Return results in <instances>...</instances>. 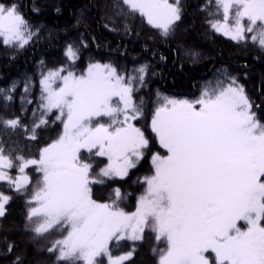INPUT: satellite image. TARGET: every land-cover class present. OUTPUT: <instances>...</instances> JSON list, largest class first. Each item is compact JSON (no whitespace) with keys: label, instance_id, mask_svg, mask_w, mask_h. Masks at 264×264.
Returning <instances> with one entry per match:
<instances>
[{"label":"snow or ice","instance_id":"obj_1","mask_svg":"<svg viewBox=\"0 0 264 264\" xmlns=\"http://www.w3.org/2000/svg\"><path fill=\"white\" fill-rule=\"evenodd\" d=\"M122 3L128 14L138 13L164 36L180 19L179 0ZM217 7L223 21H210L216 32L235 41L252 34V41L264 47V0H217ZM34 35L16 4L0 3L5 45L23 48ZM65 56L68 66L42 74L43 115L30 130L35 139L37 129L47 123L43 116L56 109L63 122L59 138L40 150L39 159L17 156L20 175L15 179L4 171L14 161L0 146V181L20 192L29 184L24 173L30 165L42 176L28 201L27 219L37 236L60 232L62 238L48 251L58 250L59 260L97 264L106 255L109 264H122L132 253L113 258L109 242L140 240L150 226L157 240L167 241L158 264H210L209 254H214V264H264V123L236 78L225 76L196 100L162 98L151 127L167 154H153L154 173L143 178L146 188L136 210L128 213L120 207L119 188L110 203L92 198L91 185L99 181L81 153L95 150L96 156L107 158L101 177H125L144 156L149 141L134 123L143 109L133 93L136 81L144 82L146 66L125 75L110 63L93 62L77 74L70 67L79 48L68 44ZM104 118L107 123L98 122ZM0 121L13 129L20 125L19 118ZM24 130L29 131L27 126ZM10 199L0 192V217Z\"/></svg>","mask_w":264,"mask_h":264},{"label":"trees","instance_id":"obj_2","mask_svg":"<svg viewBox=\"0 0 264 264\" xmlns=\"http://www.w3.org/2000/svg\"><path fill=\"white\" fill-rule=\"evenodd\" d=\"M0 3L16 4L35 33L23 48L5 45L0 39V118L20 120L15 129L0 121V146L4 155L13 159V172L19 166L17 156L37 159L40 150L60 134L62 120L56 118L60 113L53 109L43 116L47 123L37 129L36 138H30L32 125L43 115L42 74L70 64L65 56L68 44L79 48V58L70 67L75 73L93 62L110 63L125 75L146 66L144 82L141 85L137 80L133 93V100L143 109V116L134 123L149 141L144 156L129 169L127 176L110 178L97 174L106 163L105 157L96 156L95 151L81 153L82 160L93 165L92 175L99 181L91 185L96 201L110 203L116 199L114 190L119 188L123 197L120 207L128 212L136 207L138 196L146 188L143 178L153 172L150 158L161 150L150 123L165 96L194 100L205 87L215 86L225 76L235 77L264 123V47L247 38L235 41L216 32L210 21L220 20L223 13L221 8L216 15L217 0H179L180 19L167 36L138 13L128 14L122 0H0ZM9 96L11 99H7ZM25 126L29 131L24 130ZM25 172L30 180L20 192L8 182L0 181V192L11 197L5 205V215L0 217V264H83L59 260L57 250L48 251L62 237L58 230L41 236L31 231L34 225L27 219L28 201L41 181V174L36 166ZM14 176L15 173L13 179ZM151 229L146 227L142 239L137 241L112 240L111 255L131 252L122 264H158L165 243L157 240ZM97 264L108 263L101 256Z\"/></svg>","mask_w":264,"mask_h":264},{"label":"rangeland","instance_id":"obj_3","mask_svg":"<svg viewBox=\"0 0 264 264\" xmlns=\"http://www.w3.org/2000/svg\"><path fill=\"white\" fill-rule=\"evenodd\" d=\"M169 2L170 3H175L176 2V0H169ZM220 21L222 22L223 21V13H222V18L220 19ZM247 23V21L245 20V24ZM219 33V32H218ZM220 34H222V33H220ZM223 35V34H222ZM223 36H225V35H223ZM251 36H252V34H246V38L247 39H249L250 41L252 40L251 39ZM225 37H227V38H230V37H228V36H225ZM231 39V38H230ZM256 42H258V40L256 41ZM259 43V42H258ZM100 63H102V62H100ZM57 68H59V67H57ZM87 68V67H86ZM86 68L82 71V72H80V73H77V74H81V73H83L85 70H86ZM54 69H56V68H54ZM228 83V81L226 82V84ZM239 84V83H238ZM240 85V84H239ZM201 95V94H200ZM200 95L198 96V98H196V99H199V97H200ZM177 99V98H176ZM182 99H184V98H182ZM196 99H194V100H196ZM151 121H152V119H151ZM98 122H100V123H107L108 122V120H107V118H104V119H102V120H100V121H98ZM150 125H151V123H150ZM152 128V127H151ZM63 132V122H62V127H61V131H60V134H59V136L61 135V133ZM59 136H58V138H59ZM57 138V139H58ZM56 140V139H55ZM52 143V142H51ZM158 144H159V142H158ZM47 146V145H46ZM161 147V146H160ZM83 151V150H82ZM84 151H87V150H84ZM95 151V150H94ZM160 155H166L167 154V152H166V150L165 149H163L162 147H161V150L158 152ZM153 156V155H152ZM152 156H151V158H150V160H151V163H152ZM106 158V157H105ZM37 159H39V157L37 158ZM107 163H108V161H107V158H106V163L101 167V168H99L98 170H97V174H98V177H101V176H99V173H100V169H102V168H104L106 165H107ZM30 166H35V165H30ZM29 166V167H30ZM4 171L6 172V174L7 175H9V176H11L12 177V175L15 173V175H16V177L18 176V175H20V173L18 172V166L16 167V171L15 172H13L12 171V169H4ZM154 173V168H153V172L150 174V175H152ZM25 175H27L28 177H29V180H30V175L27 173V172H25L24 173ZM149 175V176H150ZM15 177V176H14ZM15 177V178H16ZM14 178V179H15ZM41 179H42V176L40 177ZM110 178H122V177H117V176H113V177H110ZM7 182V181H6ZM141 196V195H140ZM140 196H138V198L140 197ZM138 198H137V201H138ZM97 202H100V203H108V202H101V201H97ZM136 205H137V202H136ZM33 206H35V205H33ZM136 210V207L132 210V211H126V212H128V213H132V212H134ZM238 224L242 227V228H246L247 227V225L245 224V222H243V221H239L238 222ZM146 228V227H145ZM149 228H151L150 226H149ZM151 231L152 232H154L152 229H151ZM64 235H66V232H65V234ZM142 235V234H141ZM155 236H156V233H155ZM60 238H62V237H60ZM59 238V239H60ZM163 241H164V243H165V247H164V249H166V247H167V241H166V239H164V238H161ZM129 240V239H128ZM112 241V240H111ZM110 241V242H111ZM110 242H109V245H110ZM56 254H57V257H59V251L57 250L56 251ZM125 254H127V253H125ZM125 254H120V255H117V256H115V257H113V258H116V257H119V256H122V255H125ZM160 256V255H159ZM104 257H105V259H106V262L109 264V260H108V256H106V255H104ZM209 260H210V264H214V261H215V257H214V254H209ZM125 261V260H124ZM158 261H159V259H158ZM123 262V261H122Z\"/></svg>","mask_w":264,"mask_h":264}]
</instances>
